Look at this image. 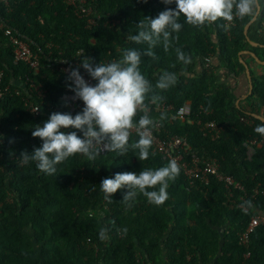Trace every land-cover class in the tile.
<instances>
[{"label":"trees","instance_id":"16d2710c","mask_svg":"<svg viewBox=\"0 0 264 264\" xmlns=\"http://www.w3.org/2000/svg\"><path fill=\"white\" fill-rule=\"evenodd\" d=\"M88 5L103 15L91 28L63 0H0V16L7 25L42 52L39 71L34 74L25 64L13 63L11 48L0 31L2 84L10 87V94L0 100V264H264V224L254 229L246 245L238 239L255 214L253 207H264V147L256 148L248 160L242 146L245 140L264 136L254 131L264 122L235 106L228 88L217 85L211 69L204 68V58L212 56L229 70L243 71L238 53L246 45L247 17H237L224 28L223 20L195 27L181 15L183 28L173 33L168 49L161 42L153 49L156 59L142 57L141 64L154 90L146 100L149 115L163 124L158 137L182 138L199 158L215 159L219 172L232 176L245 192L233 191L230 198L223 183L213 176L207 183L195 181L188 186L180 171L169 181V199L163 205L151 204L138 194L128 207L122 201L127 189L112 194L109 203L100 183L116 173L138 174L166 166L168 161L152 147L144 161L131 146L125 155L107 151L95 160L76 154L58 164L55 175H46L35 161L24 163L20 158L22 152L31 154L42 145L40 138L32 136L36 125L43 126L53 112L67 113L59 102L65 91L71 92L66 87L67 76L59 70L62 62L80 65L82 56H87L95 63H108L121 58L125 48L146 49V43L129 42L128 34H138L137 25L145 17L155 18L166 8L176 7L162 0H88ZM177 48L191 56L190 64L178 61ZM164 71L176 73L178 82L160 91L155 85ZM252 81L249 105L257 101L262 106L264 75ZM31 83L45 92L39 100L42 111L36 117L22 100L34 97ZM17 90L20 95L15 94ZM156 94L164 99L153 103L151 97ZM185 102L190 103V116L171 122L170 115ZM162 103L172 109L154 112ZM83 107L81 101L75 114ZM241 117L250 123L240 121ZM199 121H213L222 132L212 140L203 135ZM138 139L137 132L133 133L129 145ZM240 197L244 199L241 208ZM103 227L110 229L106 242L99 237Z\"/></svg>","mask_w":264,"mask_h":264},{"label":"clouds","instance_id":"9594fccd","mask_svg":"<svg viewBox=\"0 0 264 264\" xmlns=\"http://www.w3.org/2000/svg\"><path fill=\"white\" fill-rule=\"evenodd\" d=\"M162 2L165 5L175 3L176 7L166 8L155 18L145 17L137 25L138 34L127 36L129 42L146 43V49L125 48L121 58L108 63H95L91 57L82 56L79 67L69 70L66 87L74 93L73 99L81 100L84 107L74 116L71 113L53 112L43 126L36 125L32 136L40 138L42 145L34 148L31 154L22 152L20 158L24 163L35 161L40 172L55 175L57 165L76 154H83L87 159L95 160L102 150L125 155L130 146L138 150L140 161L147 160L153 145L152 133L156 121L150 117L146 103L149 94L154 90L150 80L141 71L142 57L156 59L153 49L161 42L165 50L168 49L173 33H179L183 28V24L179 22L181 15L187 24L195 27L223 20L226 23L221 26L228 28L237 17L254 20L260 10V0ZM176 54L178 61L184 65L192 62L191 56L180 48L176 49ZM80 67L96 81L95 84H89L84 79ZM177 82L176 73L164 71L159 75L155 88L166 91ZM163 99L159 94L151 97L153 103ZM134 128L139 139L129 145L131 130ZM254 131L264 135V124L258 125ZM78 132L82 133V137ZM180 171V165L172 159L166 166L158 169H143L138 174L116 173L114 178L103 179L100 189L109 203L113 201L112 194L127 189L122 201L128 207H132L138 194L146 197L149 203L160 206L169 199V181H174ZM246 204L251 207L250 201ZM123 232L126 234L127 229H123ZM109 233V228H101L100 239L108 241Z\"/></svg>","mask_w":264,"mask_h":264},{"label":"built area","instance_id":"2783aa9c","mask_svg":"<svg viewBox=\"0 0 264 264\" xmlns=\"http://www.w3.org/2000/svg\"><path fill=\"white\" fill-rule=\"evenodd\" d=\"M64 3L68 6H71L74 10L76 17L85 20V24L87 28H91L92 26H96L97 23L102 19L103 15L95 12L90 5H88V0H63ZM112 21H110L111 23ZM104 24H109L107 21ZM112 24H114L112 22ZM0 31L3 34V37L6 39V44L11 48L13 63L25 64L29 70H31L34 74L39 71L40 68V59H41V49L37 47L33 41L29 40L26 36L22 35L19 31L11 28L7 25V21L0 16ZM32 46H35V51L32 50ZM210 60L211 57L204 58V68L210 69ZM79 67V64L76 62L73 63H61L59 66V70L64 73L66 76L69 75V70L73 68ZM81 74L84 76V79L89 84H94L91 77H89L86 72L79 68ZM3 81V72L0 70V100L5 96L10 94V87L2 84ZM29 89L34 94V97L25 96L22 98L23 105L26 107L29 114L33 117H36L42 111V100L45 98V92L39 85L30 84ZM16 95H20V92L17 90L15 92ZM74 93L65 91L61 97L59 98V102L62 103L67 111V113H71L73 116L76 112V107L78 103H81V100L73 99ZM49 107V106H48ZM39 109V111H37ZM172 107L170 105H166L164 103L157 104L154 107V112L163 113L171 110ZM191 114V107L189 103H184L181 105L173 115H170L169 120L171 122L174 121H183ZM156 121V126L153 129V152L158 153L163 160L170 161L175 159L177 163L180 165L181 171L185 177V180L188 183V186H193L195 181H201L203 183H207V180L210 176L216 178L217 181L222 182L225 189L229 193V197H232L233 191L245 192L244 186L236 181L232 176L225 175L219 172L218 163L215 159H201L194 152H190L185 144V141L182 138L172 136L168 139H160L158 137V133L162 127V121L159 118L154 119ZM240 121L249 124L250 121L245 118H240ZM200 124V121L197 122ZM201 125V130L204 136H210L212 140L218 138L220 133L222 132V127L217 125L213 121L205 122ZM136 129L131 130V135L136 133ZM82 137V134H81ZM242 146L245 149L246 157L248 160L255 153V149L258 147H264V136H261L259 139L250 138L248 140L243 141ZM99 147V146H98ZM107 152V150H102L101 154ZM258 192L254 191V195ZM243 199V197H240ZM247 211V208H244ZM255 214L252 215L249 219L248 224L244 228V230L239 234V241L243 245H246L249 241L250 235L253 233L254 229L261 224H264V207L259 210L253 207ZM246 257L248 254L245 255Z\"/></svg>","mask_w":264,"mask_h":264},{"label":"crops","instance_id":"0c3cea01","mask_svg":"<svg viewBox=\"0 0 264 264\" xmlns=\"http://www.w3.org/2000/svg\"><path fill=\"white\" fill-rule=\"evenodd\" d=\"M264 0H260V10L256 18L249 21L247 29L243 30L246 43L245 47L238 53V61L243 66V71L233 67L229 70L220 65L217 57H211L210 71L214 74L216 84L228 88L234 97L235 106H241L246 114L264 122V105L259 106L257 101L252 107L253 98L250 99L252 83L254 78L264 75ZM212 41L216 42L212 36ZM249 72V77L246 71ZM189 103V102H185ZM190 104V103H189Z\"/></svg>","mask_w":264,"mask_h":264},{"label":"rangeland","instance_id":"374dc122","mask_svg":"<svg viewBox=\"0 0 264 264\" xmlns=\"http://www.w3.org/2000/svg\"><path fill=\"white\" fill-rule=\"evenodd\" d=\"M239 201L241 202L239 203V207L241 208L242 207L241 205H243L244 201L242 199H239Z\"/></svg>","mask_w":264,"mask_h":264},{"label":"water","instance_id":"95a60500","mask_svg":"<svg viewBox=\"0 0 264 264\" xmlns=\"http://www.w3.org/2000/svg\"><path fill=\"white\" fill-rule=\"evenodd\" d=\"M247 29V25H246V27H245V30ZM246 74H247V76L249 77V72H248V70L246 71Z\"/></svg>","mask_w":264,"mask_h":264}]
</instances>
